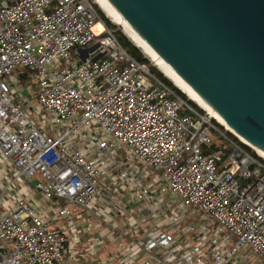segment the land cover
<instances>
[{
  "label": "built area",
  "instance_id": "obj_1",
  "mask_svg": "<svg viewBox=\"0 0 264 264\" xmlns=\"http://www.w3.org/2000/svg\"><path fill=\"white\" fill-rule=\"evenodd\" d=\"M174 87L92 0H0V264H264V157Z\"/></svg>",
  "mask_w": 264,
  "mask_h": 264
},
{
  "label": "water",
  "instance_id": "obj_2",
  "mask_svg": "<svg viewBox=\"0 0 264 264\" xmlns=\"http://www.w3.org/2000/svg\"><path fill=\"white\" fill-rule=\"evenodd\" d=\"M107 1L230 133L264 154V0Z\"/></svg>",
  "mask_w": 264,
  "mask_h": 264
},
{
  "label": "bare ground",
  "instance_id": "obj_3",
  "mask_svg": "<svg viewBox=\"0 0 264 264\" xmlns=\"http://www.w3.org/2000/svg\"><path fill=\"white\" fill-rule=\"evenodd\" d=\"M99 5L103 8V10L112 17L113 20L116 22H119L123 26H125V30L128 33L129 37L136 43V45L139 47V49L147 55L149 58H151L155 63L157 62L158 67L161 69V71L171 80L173 83L179 87L184 93L191 96L192 99H196L200 104H202L204 107H206L212 114H214L218 120L219 123L224 125L227 129V125L221 120V118L214 113L207 104H205L198 96L197 94L183 81L181 80L166 64L165 62L159 58L153 50L132 30V28L127 24V22L120 16V14L109 4L107 0H98ZM230 130V129H229ZM263 157L264 154L257 150Z\"/></svg>",
  "mask_w": 264,
  "mask_h": 264
},
{
  "label": "rangeland",
  "instance_id": "obj_4",
  "mask_svg": "<svg viewBox=\"0 0 264 264\" xmlns=\"http://www.w3.org/2000/svg\"><path fill=\"white\" fill-rule=\"evenodd\" d=\"M93 1V3L95 4V6H96V8H97V10L99 11V13H101V15H102V17H104V19H106V20H108L112 25H114L115 27H117V29L118 30H120L121 32H122V34L124 35V36H126V38H128V40L134 45V46H136L138 49H139V47L136 45V43L129 37V35H128V33L126 32V30H125V26H123L122 24H120L119 22H116L115 20H113L112 19V17H110L104 10H103V8L101 7V5H99V2H98V0H92ZM77 50H78V48L76 49V50H74V55H76V52H77ZM140 50V49H139ZM140 52H141V54L145 57V58H147L150 62H151V64H152V66H154L156 69H157V71L159 72V73H161L165 78H167L174 86H176L174 83H173V81H171L162 71H161V69L158 67V65H157V62L155 63V61H153L151 58H149L147 55H145L141 50H140ZM16 74V76L17 77H19L20 78V80H21V82L25 85V86H34L35 87V89L37 88V86L30 80V74L28 73V72H20V71H18V72H16L15 73ZM177 87V86H176ZM177 88H179V87H177ZM180 89V88H179ZM181 90V89H180ZM181 92L183 93V94H185V96L188 98V99H190L191 101H194L202 110H208L206 107H204L202 104H200V102H198L196 99H192V97L191 96H189V95H187L186 93H184L182 90H181ZM213 116H215L214 114H213ZM215 118H216V116H215ZM217 119V118H216ZM214 120V119H213ZM216 121V120H215ZM218 121V120H217ZM216 121V122H217ZM221 124V123H220ZM222 125V124H221ZM222 126H224V125H222ZM224 128V130H225V132L226 131H228L229 133H230V131H229V129H227L225 126L223 127ZM230 134H232V133H230ZM232 137L233 138H235L236 136L235 135H233L232 134Z\"/></svg>",
  "mask_w": 264,
  "mask_h": 264
},
{
  "label": "trees",
  "instance_id": "obj_5",
  "mask_svg": "<svg viewBox=\"0 0 264 264\" xmlns=\"http://www.w3.org/2000/svg\"><path fill=\"white\" fill-rule=\"evenodd\" d=\"M99 12V11H98ZM101 18L107 23V25L115 32L119 42L121 43V45L129 52V54L135 58L136 60H138L139 62H141L142 64H145L147 66H150L151 67V70L153 73H156L158 74L167 84H169L170 86L174 87V85L167 79L165 78L161 73H159L157 71V69L152 66L151 62L145 58L140 50L134 46L129 40L128 38H126V36H124L122 34V32L120 30L117 29V27H115L114 25H112L108 20L104 19V17H102L101 13H99ZM175 88V87H174ZM176 89V88H175ZM177 92L181 95V97L184 99V100H188V98L185 96V94H183L180 90L176 89ZM192 105L193 102L189 101ZM196 107V105H195ZM222 128V127H221ZM224 130V128H222ZM228 135H230L232 137V134H230L229 132H227ZM235 140H237L236 138H234ZM238 141V140H237ZM249 151H251L252 153H254V151H252L250 148L246 147Z\"/></svg>",
  "mask_w": 264,
  "mask_h": 264
}]
</instances>
